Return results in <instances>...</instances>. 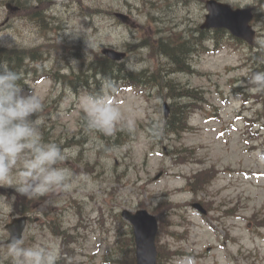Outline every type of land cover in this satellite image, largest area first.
<instances>
[{"label": "rangeland", "instance_id": "rangeland-1", "mask_svg": "<svg viewBox=\"0 0 264 264\" xmlns=\"http://www.w3.org/2000/svg\"><path fill=\"white\" fill-rule=\"evenodd\" d=\"M18 1L0 0V45L44 53L38 64L49 74H33L23 85L44 105V141L67 149L66 165L88 179L39 198L0 185V202L10 207L0 209V264H11L5 226L20 215H28L25 246L36 236L57 243L58 264H135L134 245L127 246L131 226L120 215L141 208L158 219V264L183 256L195 264H264V92L248 85L257 63L246 43L222 36L215 45L196 31L207 0ZM217 1L253 7L257 47L264 46V0ZM114 12L131 19L122 22ZM69 34L86 36L91 46L85 50ZM168 41L193 46L189 70L170 67L162 52ZM103 47L125 51L120 62L134 60L135 72L172 79L168 89L141 84L109 94L122 114L111 135L85 132L81 98L99 91L76 86V73L103 56ZM187 89L197 90L179 100L190 105L189 127L162 134L173 109L165 117L164 104ZM129 120L131 133L122 130ZM194 202L206 213H196Z\"/></svg>", "mask_w": 264, "mask_h": 264}, {"label": "clouds", "instance_id": "clouds-1", "mask_svg": "<svg viewBox=\"0 0 264 264\" xmlns=\"http://www.w3.org/2000/svg\"><path fill=\"white\" fill-rule=\"evenodd\" d=\"M69 39L82 40L85 50L91 46L86 36L69 34ZM126 67L130 71L139 70V65L132 59ZM21 80L17 71L0 60V185H7L26 198L68 191L74 181L88 178L78 176L66 165L69 159L67 149L44 141L41 132L45 124L44 105ZM247 82L251 90L264 92V71L253 72ZM116 91L115 82L104 78L99 92L82 96L85 132L111 135L116 125L122 122L120 109L109 99V94ZM122 130L133 132V122H124ZM0 209L10 210V207L6 202H0ZM35 239L36 243L25 246L23 238L10 236L5 249L6 258L11 264H58L61 257L59 245L39 236ZM174 264H195V260L192 256H183Z\"/></svg>", "mask_w": 264, "mask_h": 264}, {"label": "trees", "instance_id": "trees-1", "mask_svg": "<svg viewBox=\"0 0 264 264\" xmlns=\"http://www.w3.org/2000/svg\"><path fill=\"white\" fill-rule=\"evenodd\" d=\"M10 1L19 3L18 0ZM203 33L204 35L208 34L207 40H213L215 45L222 40V36L229 40H233L224 30H212L210 32L204 31ZM163 46L162 52L169 58L170 67L175 66V68L182 70L190 69V62L188 58L192 50L191 45L188 47L184 44L178 45L168 41L165 42ZM79 48H77L78 52L75 53L77 56L81 54V52H79ZM204 50H208V46L205 45ZM43 55L44 53L37 48L22 49L0 45V60L6 61L12 70L17 71L21 75L22 84L33 74H35V76H39L38 78H44L47 74H49L47 70H42L40 68V64H38V61L41 62ZM254 61L261 64L258 71L264 70V52H258ZM177 62L181 63L177 65ZM36 66H39L40 70L43 72H40ZM76 74V86L83 85L91 88V90H94L95 92L100 91L101 81L104 78H110L115 82L117 88V91L111 94H116L123 88H132L141 84H156L157 88L160 86L162 89H168L172 84V79L167 78L162 74H159L156 77L147 70L139 72L130 71L124 62H115L104 56L92 59L86 65L81 67L80 71ZM55 76L57 77V74H55ZM196 91L197 90L187 89V91H178L177 95L171 94L173 99L176 101L171 105V107L173 106L171 117L166 119L161 126H159V128L162 129V134H179L180 131L189 127L187 117L190 105L188 103L179 104V100L185 97L193 98ZM127 235V246L129 245L133 247V236L131 233H128Z\"/></svg>", "mask_w": 264, "mask_h": 264}, {"label": "water", "instance_id": "water-1", "mask_svg": "<svg viewBox=\"0 0 264 264\" xmlns=\"http://www.w3.org/2000/svg\"><path fill=\"white\" fill-rule=\"evenodd\" d=\"M6 7L17 10V7H12L10 4H7ZM206 9L208 13L205 15L204 23L201 25L202 28H226L234 36L245 40L251 46L255 45V31L249 23L253 16L251 8L232 9L228 4L216 0H207ZM114 15L122 22H127L128 20V16L123 13L116 12ZM101 53L115 61L122 60L126 56L125 52L110 47L103 48ZM164 109L165 116H167L169 114V105L167 103L164 104ZM194 207L201 209L199 204H194ZM121 215L130 223L133 230L136 264H156L157 218L145 209H139L135 212L123 210ZM26 220V216L15 217L5 226L9 232V238L13 235L22 238Z\"/></svg>", "mask_w": 264, "mask_h": 264}]
</instances>
